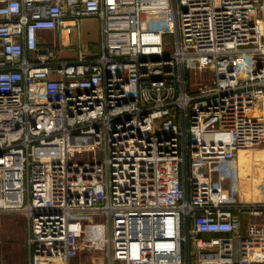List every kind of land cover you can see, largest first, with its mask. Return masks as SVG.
Returning <instances> with one entry per match:
<instances>
[{
  "label": "built area",
  "instance_id": "1",
  "mask_svg": "<svg viewBox=\"0 0 264 264\" xmlns=\"http://www.w3.org/2000/svg\"><path fill=\"white\" fill-rule=\"evenodd\" d=\"M254 147L264 0H0V215L27 220L26 264H264Z\"/></svg>",
  "mask_w": 264,
  "mask_h": 264
},
{
  "label": "rangeland",
  "instance_id": "2",
  "mask_svg": "<svg viewBox=\"0 0 264 264\" xmlns=\"http://www.w3.org/2000/svg\"><path fill=\"white\" fill-rule=\"evenodd\" d=\"M100 25L95 18H85L81 22L80 34L82 42L90 48L91 52L100 50ZM48 41L53 44L52 34L46 33ZM77 34L75 30L71 35V47L63 49L64 56H74L77 48ZM61 47V46H60ZM62 48V47H61ZM197 82H209L207 76L200 75L195 77L191 74L190 78ZM264 152L261 147L248 148L240 152L241 182L239 192L245 200L264 201V194L261 191L260 183L264 181ZM254 221L264 225V215L255 216ZM28 228L27 220L20 214L0 215V264H26L28 259V248L26 244ZM99 254L92 253L80 255L75 264H91L93 258Z\"/></svg>",
  "mask_w": 264,
  "mask_h": 264
},
{
  "label": "bare ground",
  "instance_id": "3",
  "mask_svg": "<svg viewBox=\"0 0 264 264\" xmlns=\"http://www.w3.org/2000/svg\"><path fill=\"white\" fill-rule=\"evenodd\" d=\"M66 41H68L67 38H66Z\"/></svg>",
  "mask_w": 264,
  "mask_h": 264
}]
</instances>
